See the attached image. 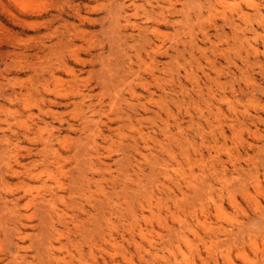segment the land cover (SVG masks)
<instances>
[{
  "label": "rangeland",
  "instance_id": "obj_1",
  "mask_svg": "<svg viewBox=\"0 0 264 264\" xmlns=\"http://www.w3.org/2000/svg\"><path fill=\"white\" fill-rule=\"evenodd\" d=\"M4 157L20 175L0 181L2 264H168L187 222L195 264H264V0H0Z\"/></svg>",
  "mask_w": 264,
  "mask_h": 264
},
{
  "label": "bare ground",
  "instance_id": "obj_2",
  "mask_svg": "<svg viewBox=\"0 0 264 264\" xmlns=\"http://www.w3.org/2000/svg\"><path fill=\"white\" fill-rule=\"evenodd\" d=\"M249 1V0H248ZM252 1V0H251ZM117 3V2H116ZM253 4H251V6H252ZM257 5V4H256ZM118 7V6H117ZM106 8H109V7H106ZM110 8H111V6H110ZM114 9V8H113ZM108 11H109V9H108ZM115 13V12H114ZM119 14V13H118ZM104 17H106V16H103V18ZM127 21H128V23H130V21H129V18H125ZM110 20V19H109ZM113 20V19H112ZM125 20V21H126ZM132 22H134V21H132ZM131 24V23H130ZM132 25V24H131ZM31 26V25H30ZM162 44V43H161ZM157 48L159 49L160 48V46H157ZM161 50V49H160ZM159 51V50H158ZM161 52V51H160ZM135 97V96H134ZM25 103V102H24ZM50 132V131H49ZM221 132V131H220ZM25 133V132H24ZM139 133V132H138ZM51 134H53V133H51L50 132V135ZM100 134V133H99ZM24 136H26V134L24 135ZM53 136V135H52ZM48 137V136H47ZM87 137H88V135H87ZM86 137V138H87ZM52 138V137H51ZM105 138V137H104ZM48 139V138H47ZM50 139V138H49ZM48 139V140H49ZM31 140V139H30ZM32 141H33V139H32ZM50 142H51V139L49 140ZM47 145H48V143H46ZM46 145V146H47ZM49 145H51L50 143H49ZM16 148V147H15ZM44 148H45V146H44ZM43 148V149H44ZM53 148V147H52ZM14 149V148H13ZM18 149V148H17ZM19 150V149H18ZM26 157L27 156H30V155H32V153L34 152V154H37V152L38 151H34L33 149H32V147L31 148H27L26 147ZM50 149L48 148H46V150L44 149V150H42L41 152L43 153V154H41V153H39L40 155H43L42 157H40V161H42V165L45 167L44 169H45V172L48 174V175H50L51 176V172H52V167L55 165L56 167H59V164H58V160H56L55 158H57V156L56 155H54L53 156V153L55 154V152H52V151H49ZM11 152V151H10ZM11 153H13V151L11 152ZM18 153V152H17ZM19 153H21V152H19ZM16 154V152L14 151V155ZM39 154H37V155H39ZM12 155V154H11ZM11 156V157H16V156ZM58 155V154H57ZM9 156H10V154H9ZM19 156V155H18ZM21 156H23V155H21ZM60 156V155H59ZM58 156V157H59ZM5 158V161H4V163H5V166L3 167V168H1V172H0V181L1 182H3V181H5V179L7 178V177H16V176H19L20 175V170H18V169H16L15 167H14V165H12L11 164V162L9 161L11 158H9V160L7 159V157H4ZM8 161H7V160ZM14 159V158H13ZM38 159V158H37ZM58 159V158H57ZM189 159V158H188ZM34 160V161H33ZM33 160H31V161H29L28 163H22L21 162V160L20 159H14V162H15V164L18 166H22V168L23 167H25V165H27L28 164V166L30 165V167H26L25 168V170L23 171L24 173H26V175L23 173V175H25V177H27V179L29 178V179H32V178H37L38 176H39V171H38V173H34V167L35 166H37L36 164L38 163H36V161H35V159L33 158ZM60 160V159H59ZM90 163V162H89ZM177 164H179L180 165V163L178 162ZM4 165V164H3ZM0 167H2V166H0ZM54 168V167H53ZM43 169V168H42ZM175 170V169H174ZM173 170V171H174ZM168 173V172H167ZM83 175V174H82ZM179 175V174H178ZM252 176V175H251ZM251 176H249V177H251ZM252 177H255L254 175L252 176ZM47 178H48V176H47ZM53 178V177H52ZM51 180V179H50ZM252 180H254V179H252ZM255 180H256V178H255ZM258 180V179H257ZM257 180L253 183L254 185H258V182H257ZM79 181H80V179H79ZM60 182V181H59ZM58 182V183H59ZM4 183V182H3ZM178 183V182H177ZM57 185V184H56ZM55 185V186H56ZM59 185V184H58ZM82 185V184H81ZM54 186V185H53ZM88 186H89V184H88ZM58 187V186H57ZM48 188V187H47ZM82 188H84V186L82 187ZM89 188V187H88ZM257 188V187H256ZM255 188V189H256ZM51 189H52V187H51ZM63 189V188H62ZM181 189V188H180ZM257 189H259V188H257ZM46 191V190H45ZM48 191H50V196H54V195H52V194H54L53 192H55V191H53V190H48L47 189V192ZM51 191H53L52 193H51ZM87 191H89V189L88 190H86V192ZM94 191V190H93ZM90 192V191H89ZM46 193V192H45ZM56 193V192H55ZM81 193V192H80ZM83 195H84V193H82ZM85 194H87V193H85ZM181 194L184 196L185 195V193L184 192H182L181 191ZM208 194V193H207ZM148 195V194H147ZM211 195V194H210ZM13 196V195H12ZM15 196V195H14ZM12 197L11 199L10 198H8L7 197V200H9V201H11L13 204H16L18 201L17 200H19V198H20V196H15V197ZM38 196V195H37ZM39 196H41V194L39 195ZM43 196V195H42ZM47 196V195H46ZM4 197V196H3ZM44 197V196H43ZM55 197H59V196H55ZM55 197H54V199H55ZM33 198V197H32ZM41 198V197H40ZM45 198V197H44ZM53 198V197H52ZM151 198V197H150ZM203 198V197H202ZM207 198V197H206ZM31 199V198H30ZM36 199H37V197H36ZM36 199H34V202H35V200ZM50 199V198H49ZM53 199V200H54ZM149 199V198H148ZM147 199V200H148ZM233 199V198H232ZM6 200V199H5ZM5 200H3L4 201V203L6 204L7 203V201H5ZM33 199H31V200H29V203H31V202H33L32 201ZM52 200V199H51ZM147 200H146V202H147ZM178 200V199H177ZM39 201V200H38ZM41 201H43V198H42V200H40L39 202H35V204H34V209L35 210H37V211H39L38 209H40L41 207ZM211 201H213V199L211 198V197H209V198H207L206 200L204 199H200L199 200V204L197 205L196 203L195 204H193L192 206H191V209L189 210V213H190V215L191 216H193L192 218L193 219H195V220H193V221H195V223H197V222H199V220H200V218H206L207 217V215H208V213H210V211H211V209H210V202ZM51 201L49 200L48 201V203L47 204H49ZM145 202V203H146ZM54 203H55V201H54ZM142 203V202H141ZM148 203V202H147ZM150 203H151V201H150ZM177 203V202H176ZM179 203V202H178ZM219 203V202H218ZM13 204H12V206H13ZM27 204V203H26ZM51 205H53L52 204V202L50 203ZM49 204V205H50ZM217 204V203H216ZM32 205H33V203H32ZM151 205V204H150ZM218 205L219 204H217V205H215L214 204V206H212V207H214L216 210H218L219 208H218ZM255 205H257L256 203H255ZM7 206V205H6ZM11 205H10V207H12ZM38 206H39V208H38ZM258 206V205H257ZM13 207H15V206H13ZM27 207V206H26ZM143 207V206H142ZM141 207V208H142ZM48 208V207H47ZM144 208V207H143ZM146 208V207H145ZM149 208V207H148ZM147 208V209H148ZM151 208V207H150ZM17 209V208H16ZM43 209V208H42ZM42 209H40V213L41 212H43L42 211ZM222 209V208H221ZM12 210V209H11ZM215 210V211H216ZM223 210H225V209H223ZM45 211V210H44ZM136 211V210H135ZM52 212H54V211H52L51 210V212L50 213H52ZM63 212V211H62ZM43 213H45V212H43ZM42 213V214H43ZM49 212H47L46 213V215L48 214ZM59 213V212H58ZM66 213V212H65ZM131 213H132V211H131ZM217 213V212H216ZM220 213V212H219ZM60 214V213H59ZM141 215H142V213H140ZM224 214H225V211H224ZM18 215H21L22 216V214H18ZM64 215V214H63ZM140 215V216H141ZM198 215H200V216H198ZM58 216V215H57ZM29 217V216H28ZM42 217V216H41ZM129 217H130V215H129ZM135 217H137V215L135 214ZM30 218V217H29ZM58 218H61V217H58ZM64 218H65V216H64ZM139 218V217H138ZM15 219H16V217H15ZM63 219V218H62ZM16 220H18V218L16 219ZM39 220V219H38ZM42 220H43V217H42ZM47 220V219H46ZM135 220L137 221V219L135 218ZM182 220V219H181ZM206 220V219H205ZM64 221V220H63ZM20 222H21V220H20ZM39 223H40V221H39ZM38 223V224H39ZM46 223V222H45ZM185 223V222H184ZM188 223V222H187ZM187 223H185V226H187L188 224ZM16 224V223H15ZM18 224V223H17ZM19 224H21V225H15V229H16V231H15V234L17 235V237L19 238V239H22L23 237H24V235H22L23 234V230H22V228L25 226V223H19ZM27 224V223H26ZM63 224H65V223H63ZM206 224V223H205ZM41 225V223L39 224V226ZM134 226V225H133ZM184 225H180L179 226V228L177 229V230H173V228H168V230L170 231V233L171 234H169L168 233V242H169V251H168V256H164V255H161V257L164 259L163 261H164V263L165 262H167L168 264H195L194 263V260H193V257H191V256H189V255H187L184 251H182V248H181V243L182 242H184L185 244H186V246L188 247V248H190L191 247V244H190V242H189V240L185 237V235H184V232H183V228L185 227ZM13 227V226H12ZM12 227H10L11 229H12ZM29 227H33V225L31 226V225H29ZM191 227V226H190ZM263 227V228H262ZM261 227V231H260V238H261V240L264 242V224H263V226ZM41 228V227H40ZM125 228V227H124ZM145 228V227H144ZM176 229V228H175ZM210 229V227L208 228V230ZM223 229V228H222ZM226 229V228H225ZM13 231H14V227H13V229H12ZM131 230V229H130ZM139 230V232H141V229H138ZM43 231H45V230H43ZM129 231V230H128ZM168 231V232H169ZM95 232V231H94ZM130 232V231H129ZM136 233V232H135ZM112 234V233H111ZM132 234V233H131ZM143 234V233H142ZM186 234V233H185ZM251 234V233H250ZM130 235V234H129ZM15 236V235H14ZM104 236V235H103ZM111 236V238H112V235H110ZM123 236V235H122ZM124 237V236H123ZM131 237L133 238V242L135 243V245H137V244H139V243H137L136 242V240L134 239V237H133V235H131ZM100 238V237H99ZM98 238V239H99ZM105 238V237H104ZM246 238V239H245ZM125 239V238H124ZM131 239V238H130ZM102 240V239H101ZM107 240V239H106ZM105 240V241H106ZM151 240V239H150ZM100 241V240H99ZM241 241H242V243L243 242H246L248 245H250L251 247H252V249H256L257 248V242H256V239H255V237H253V235H248L247 237H242L241 238ZM95 242V241H94ZM101 242V241H100ZM107 242H109V241H107ZM262 242V243H263ZM112 243V242H111ZM117 243V241L115 242V243H113V247H115L114 245ZM149 243V242H148ZM42 244V243H41ZM108 244V243H107ZM150 244H151V242H150ZM149 244V245H150ZM92 245H94V244H92ZM99 245V244H98ZM110 245V244H109ZM205 245L207 246V248H210L211 247V244L210 245H207V243H205ZM99 246H101V245H99ZM112 246V245H111ZM110 246V247H111ZM154 246V245H153ZM94 247V246H93ZM102 247V246H101ZM137 247V246H136ZM156 247V246H155ZM164 247V246H163ZM16 248V247H15ZM238 248V253L240 254V255H242L243 257H246V255H245V253H244V250H243V246L242 245H240V246H238L237 247ZM18 249V248H17ZM91 249V248H90ZM97 250H98V248H96ZM104 249V248H103ZM144 249H145V247H144ZM156 249H158V247L156 248ZM163 249V248H162ZM16 250V249H15ZM139 250V249H138ZM146 251H147V249H145ZM190 250V252H191V255H192V251H193V249H189ZM257 250V249H256ZM142 251V250H141ZM180 252V254H181V258H178L177 257V253L176 252ZM17 252V254L16 255H14V256H12L11 258H13V260L11 261V262H14V260H16L17 259V257H20V253H18V250L16 251ZM91 252V251H90ZM155 252V251H154ZM68 254H69V252H67ZM99 253V252H98ZM97 253V254H98ZM157 253V252H156ZM20 254V255H19ZM90 255H91V253H89ZM153 252H152V256H153ZM199 254V253H198ZM70 255V254H69ZM222 255V257H223V259H225L229 264H235L234 262H233V260L231 259V257H230V254H229V252L228 251H225L224 253H222L221 254ZM25 257V256H24ZM88 257V256H87ZM144 257V256H143ZM89 258H92V257H89ZM154 258H156V256L154 257ZM153 258V259H154ZM142 259V258H141ZM150 259H151V257H150ZM3 260V258L0 256V264H2L1 263V261ZM25 260V259H24ZM84 260V259H83ZM96 259H94V261H95ZM103 260H105V259H103ZM156 260V259H155ZM17 261H18V259H17ZM81 261V260H80ZM9 262H10V260H9ZM153 262V261H152ZM82 263V262H81ZM85 263V262H84ZM87 263V262H86ZM103 263H105L104 261H103ZM17 264H21V262L20 261H18L17 262ZM88 264V263H87ZM108 264V263H107Z\"/></svg>",
  "mask_w": 264,
  "mask_h": 264
}]
</instances>
